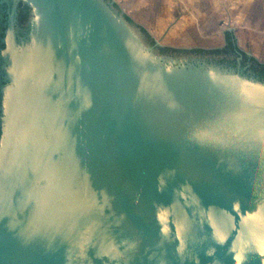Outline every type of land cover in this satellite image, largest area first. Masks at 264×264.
<instances>
[{
  "label": "water",
  "instance_id": "95a60500",
  "mask_svg": "<svg viewBox=\"0 0 264 264\" xmlns=\"http://www.w3.org/2000/svg\"><path fill=\"white\" fill-rule=\"evenodd\" d=\"M1 2L0 264H264V79L113 0Z\"/></svg>",
  "mask_w": 264,
  "mask_h": 264
},
{
  "label": "rangeland",
  "instance_id": "374dc122",
  "mask_svg": "<svg viewBox=\"0 0 264 264\" xmlns=\"http://www.w3.org/2000/svg\"><path fill=\"white\" fill-rule=\"evenodd\" d=\"M158 1L152 0L156 5ZM161 3L164 4L161 13L150 14L154 30L150 33L145 28L161 44L177 48L221 47L223 32L230 30L239 48L258 61L264 59V0H162ZM126 15L132 16L142 35L136 27L142 26L136 21L137 15ZM142 38L148 43L145 35Z\"/></svg>",
  "mask_w": 264,
  "mask_h": 264
},
{
  "label": "flooded vegetation",
  "instance_id": "af4514ba",
  "mask_svg": "<svg viewBox=\"0 0 264 264\" xmlns=\"http://www.w3.org/2000/svg\"><path fill=\"white\" fill-rule=\"evenodd\" d=\"M112 3H115V2L113 1ZM10 9H11V3L1 2L0 0V109H1V88L5 84H7V81L4 78V70L2 67L3 60L1 57V51L4 49L3 40L6 36L5 30L7 29V26H8V18H9ZM30 19H31V13H30L29 7L26 6L22 1H18L16 4V8H15L14 22H13V29H14V33H15L17 40H20L21 38H23L24 35L28 32ZM136 27L138 28L139 25H137ZM142 35L144 34L142 33ZM154 42H155V39H154ZM224 44H225V41H223V45L221 47H223ZM234 44L236 48L233 49V51L229 53H226V52L213 53V52H209L208 50L214 49V48H203V47L187 48L189 50L180 51V52L169 51V50L161 51L160 50L161 47L167 46L163 44L162 46H155V49L161 54L171 55L174 57H186L189 60L194 59V60L204 61L206 63L221 65L224 67L234 69L236 71H240L242 73L253 74L255 76H258L259 78L264 79V76H259L258 69L254 68V65L250 61V59L242 58L241 54L238 51L242 49L237 46L236 42ZM169 47H173V46H169ZM221 47H216V48H221ZM173 48H177V47H173ZM193 48H201L204 51L191 50ZM244 52L249 57L253 56L251 54H248L246 51Z\"/></svg>",
  "mask_w": 264,
  "mask_h": 264
},
{
  "label": "trees",
  "instance_id": "16d2710c",
  "mask_svg": "<svg viewBox=\"0 0 264 264\" xmlns=\"http://www.w3.org/2000/svg\"><path fill=\"white\" fill-rule=\"evenodd\" d=\"M112 4H113V7L119 11L118 6L115 3H112ZM123 15H124L125 19L128 22H130L131 24H134L132 19L128 15H126V14H123ZM139 30L146 36V38L148 40V43L150 45H154V39L151 36H149V34L146 31V29L144 27H142V26H139ZM223 38H224V41H225V44H224L223 47L210 49L208 51L209 52H213V53H222V52L229 53V52L233 51V49L236 48V46L234 44L235 43V38H234L233 33L230 30H225L223 32ZM160 50L161 51L169 50V51L180 52V51H186V50H189V49H187V48H173V47H169V46H163V47L160 48ZM191 50L204 51L201 48H193ZM238 51L241 54L243 59H245V58L246 59H250V61L254 65V68L258 69L259 76H264V62L258 61L254 56H250V57L247 56L246 53L243 50H238Z\"/></svg>",
  "mask_w": 264,
  "mask_h": 264
},
{
  "label": "crops",
  "instance_id": "0c3cea01",
  "mask_svg": "<svg viewBox=\"0 0 264 264\" xmlns=\"http://www.w3.org/2000/svg\"><path fill=\"white\" fill-rule=\"evenodd\" d=\"M117 3L126 14L133 13L137 15L136 21L144 28H146L150 33L154 30L155 26L151 25L150 14L156 12V14L161 13L164 4L161 3L162 0L158 1V5L152 2V0H113ZM158 6V7H157ZM178 10V9H177ZM181 11V10H178ZM132 18V16H130ZM159 19V15H157ZM135 20V18H133ZM156 19V17H154ZM156 24V23H155ZM264 62V59L259 60Z\"/></svg>",
  "mask_w": 264,
  "mask_h": 264
},
{
  "label": "bare ground",
  "instance_id": "6f19581e",
  "mask_svg": "<svg viewBox=\"0 0 264 264\" xmlns=\"http://www.w3.org/2000/svg\"><path fill=\"white\" fill-rule=\"evenodd\" d=\"M191 36V35H190Z\"/></svg>",
  "mask_w": 264,
  "mask_h": 264
}]
</instances>
